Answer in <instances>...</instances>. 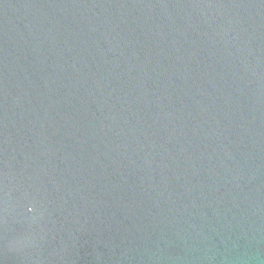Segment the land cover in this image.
Instances as JSON below:
<instances>
[{"label":"water","instance_id":"1","mask_svg":"<svg viewBox=\"0 0 264 264\" xmlns=\"http://www.w3.org/2000/svg\"><path fill=\"white\" fill-rule=\"evenodd\" d=\"M0 264H264V0H0Z\"/></svg>","mask_w":264,"mask_h":264}]
</instances>
